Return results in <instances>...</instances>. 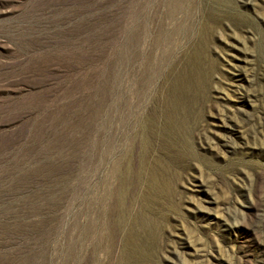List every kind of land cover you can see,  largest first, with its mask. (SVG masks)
Returning <instances> with one entry per match:
<instances>
[{
	"label": "rangeland",
	"instance_id": "1",
	"mask_svg": "<svg viewBox=\"0 0 264 264\" xmlns=\"http://www.w3.org/2000/svg\"><path fill=\"white\" fill-rule=\"evenodd\" d=\"M0 264H264V0H0Z\"/></svg>",
	"mask_w": 264,
	"mask_h": 264
},
{
	"label": "bare ground",
	"instance_id": "2",
	"mask_svg": "<svg viewBox=\"0 0 264 264\" xmlns=\"http://www.w3.org/2000/svg\"><path fill=\"white\" fill-rule=\"evenodd\" d=\"M169 107H170V106H169ZM143 178H144V177H143ZM150 181H151V182H150ZM150 181H149L150 184H151V183H154L155 179L152 178ZM157 181H158V180H157ZM148 187H150V186H148ZM154 187H155V186H154ZM154 187H153V188H154ZM156 187H158V185H157ZM156 187H155V188H156ZM162 187H164V185H163ZM162 187H161V188H162ZM149 189H150V188H149ZM156 189H157V188H156ZM165 189H167V188H165ZM152 191H153V189H152ZM154 191H155V190H154ZM124 254H125V253H124ZM122 261H123V260H122Z\"/></svg>",
	"mask_w": 264,
	"mask_h": 264
}]
</instances>
